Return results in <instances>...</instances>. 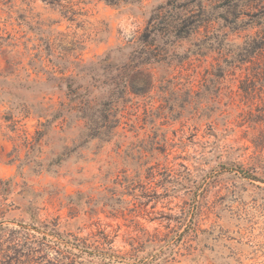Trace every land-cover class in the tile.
Listing matches in <instances>:
<instances>
[{"label":"rangeland","instance_id":"374dc122","mask_svg":"<svg viewBox=\"0 0 264 264\" xmlns=\"http://www.w3.org/2000/svg\"><path fill=\"white\" fill-rule=\"evenodd\" d=\"M110 1L0 0V264H264V52L218 76L213 53L181 61L204 29L169 47L108 142L33 113L65 100L46 71L135 40L165 0Z\"/></svg>","mask_w":264,"mask_h":264},{"label":"trees","instance_id":"16d2710c","mask_svg":"<svg viewBox=\"0 0 264 264\" xmlns=\"http://www.w3.org/2000/svg\"><path fill=\"white\" fill-rule=\"evenodd\" d=\"M201 29L205 33L181 61L213 53L220 60L216 66L218 76L249 63L260 66L258 57L264 52V0H165L150 11L135 40L110 49L96 60L73 61L69 69L55 67V71H46L43 96L58 93L65 100L57 108L51 107L48 115L46 109L33 113L43 118L45 125L60 120L70 127L81 122L83 143L108 142L117 133L121 107L130 96H144L154 89L157 80L152 68L172 64L167 49ZM251 30H255L254 34L246 35L237 45L229 40L230 34ZM256 72L264 74V69L258 68L248 77L254 78Z\"/></svg>","mask_w":264,"mask_h":264}]
</instances>
